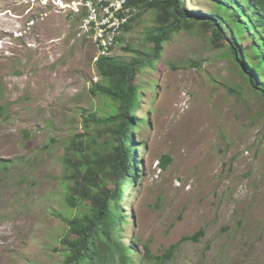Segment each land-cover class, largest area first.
Listing matches in <instances>:
<instances>
[{
	"label": "rangeland",
	"instance_id": "obj_1",
	"mask_svg": "<svg viewBox=\"0 0 264 264\" xmlns=\"http://www.w3.org/2000/svg\"><path fill=\"white\" fill-rule=\"evenodd\" d=\"M27 1L0 0V264H65L58 217L77 212L63 159L84 114L117 109L91 93L101 81L93 43L54 4L80 0ZM214 1L184 4L201 17ZM156 12L142 9L111 57L150 55ZM215 39L212 27H184L137 76L143 178L125 196L122 226L135 264L144 247L142 264H264V100L229 55L231 40Z\"/></svg>",
	"mask_w": 264,
	"mask_h": 264
},
{
	"label": "trees",
	"instance_id": "obj_2",
	"mask_svg": "<svg viewBox=\"0 0 264 264\" xmlns=\"http://www.w3.org/2000/svg\"><path fill=\"white\" fill-rule=\"evenodd\" d=\"M132 4L157 10L159 25L149 35L153 50L144 58L105 57L96 64L101 81L93 84L91 93L111 100L117 112L109 117L84 114V132L75 137L63 159L67 171L66 203L72 212H77L71 219L58 217L67 226L61 240L65 264H135L133 254L137 250L124 245L122 226L128 223L125 196L131 188L139 187L143 178L138 157L140 143L134 140V133L146 123L137 117L144 89L137 84V76L145 67L154 68L175 34L184 27L198 25L214 28L216 41L231 40L227 54L264 100V0H215V11L201 17L188 13L184 0H132ZM245 40L252 44L243 49L239 45ZM7 164L0 160V165ZM204 235L201 232L184 240L199 242ZM143 251L141 264L149 248ZM170 258L161 259V264Z\"/></svg>",
	"mask_w": 264,
	"mask_h": 264
},
{
	"label": "built area",
	"instance_id": "obj_3",
	"mask_svg": "<svg viewBox=\"0 0 264 264\" xmlns=\"http://www.w3.org/2000/svg\"><path fill=\"white\" fill-rule=\"evenodd\" d=\"M30 5L31 1L18 0ZM50 0H32L42 8L49 7ZM60 14L71 19L81 18L80 28L94 46L96 59L110 56L119 45L125 28L141 13L139 7L131 4V0H81L70 4H56Z\"/></svg>",
	"mask_w": 264,
	"mask_h": 264
},
{
	"label": "clouds",
	"instance_id": "obj_4",
	"mask_svg": "<svg viewBox=\"0 0 264 264\" xmlns=\"http://www.w3.org/2000/svg\"><path fill=\"white\" fill-rule=\"evenodd\" d=\"M81 1V0H80ZM72 3V2H71ZM131 4H132V0H131ZM133 5V4H132ZM135 6V5H134ZM138 7V6H137ZM140 8V7H139ZM140 10L142 11V9L140 8ZM71 19V18H70ZM76 21H78L79 23H81V18L79 17V18H76L75 19ZM135 21V19L130 23V25L133 23ZM130 25H128V26H130ZM127 26V27H128ZM126 27V28H127ZM126 28H125V30H126ZM113 52V51H112ZM96 55V54H95ZM111 55H112V53H111ZM111 55L110 56H107V57H111ZM103 58H105V57H103ZM96 59V58H95ZM100 59H102V58H99V60L97 61V62H95L96 64L100 61ZM181 186V185H180Z\"/></svg>",
	"mask_w": 264,
	"mask_h": 264
}]
</instances>
